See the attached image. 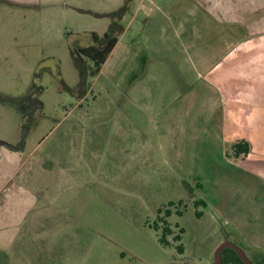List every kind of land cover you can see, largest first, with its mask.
Wrapping results in <instances>:
<instances>
[{
  "label": "rangeland",
  "instance_id": "rangeland-1",
  "mask_svg": "<svg viewBox=\"0 0 264 264\" xmlns=\"http://www.w3.org/2000/svg\"><path fill=\"white\" fill-rule=\"evenodd\" d=\"M119 2L0 0V96L34 92L26 131L0 114V140L27 145L38 164L32 185L47 189L50 209H62L64 264H215L224 239L242 242L245 252L264 239V183L253 187L219 137L218 92L205 80L223 53L217 36L189 32L172 42L160 29L173 11L159 0H133L118 46L93 77L80 70L75 50L112 28L102 11ZM10 107L0 102V111ZM163 218L169 245L154 228Z\"/></svg>",
  "mask_w": 264,
  "mask_h": 264
},
{
  "label": "crops",
  "instance_id": "crops-1",
  "mask_svg": "<svg viewBox=\"0 0 264 264\" xmlns=\"http://www.w3.org/2000/svg\"><path fill=\"white\" fill-rule=\"evenodd\" d=\"M3 1L17 5H34L40 0ZM125 2V0L122 4L119 2L114 10L106 7L102 12L104 14L114 12L115 9L122 8ZM159 2L173 11L172 14L167 12L169 15H162L164 20L160 29L162 37L166 36L173 42L175 37H185L189 32L192 33V37L217 36L216 44L222 48L223 53L218 62L210 64L205 70V80L218 92L214 116L219 120L221 131L219 137L222 138L225 148L236 141H249L251 152L247 157L238 160L241 161L243 168L249 171V177L253 176V187L258 183L257 180L263 184L264 0H159ZM84 10L86 13H93L89 8H83L82 11ZM149 20L148 18L146 21ZM183 21L186 26L181 30L178 23H184ZM165 22L170 23L171 27L165 26ZM171 23H174V26ZM208 23L213 24L216 29H210L211 25H207ZM118 44L119 41L116 47ZM216 46L212 45V48ZM199 47V43L191 45L194 55L201 54ZM205 60L202 58L201 62ZM10 108L4 112L0 111V114H5L3 116L8 121L7 126L11 125L15 130L20 127L21 130L22 115L19 114L20 122L14 121L17 111ZM2 142L4 144H0V264L19 262L32 264L35 257L40 260L45 258L41 264H64L65 241L60 239L64 228L61 227L62 209H50L46 198L47 189L32 185L38 174L35 170L38 164L32 162L33 154L28 153L27 145L19 148L16 144ZM40 166H43L42 163ZM253 191L255 192L254 189ZM221 242H225V239ZM232 242L242 247V242L238 240ZM255 244L248 248L244 246V250L252 262L258 263L264 258V239L258 240Z\"/></svg>",
  "mask_w": 264,
  "mask_h": 264
},
{
  "label": "trees",
  "instance_id": "trees-1",
  "mask_svg": "<svg viewBox=\"0 0 264 264\" xmlns=\"http://www.w3.org/2000/svg\"><path fill=\"white\" fill-rule=\"evenodd\" d=\"M132 1L133 0H127L125 5L119 11L112 12V13L105 15L106 18H109L111 20V22H113V25H112L111 29H108L105 32L103 37H99L98 35L93 33L95 45L84 47V48H79V49L75 50V55H77V57L80 59L82 64L83 63L86 64L85 59H87L88 61H90L92 63V67L86 68L85 64H84V67L81 68L80 70H83L85 73L88 71L89 74L93 77L98 76L100 74L104 64L107 62L109 56L111 55V53L113 52V50L115 49V47L119 41L118 37L120 36V33L122 34V32H124V29L122 26L119 25V22L121 21L123 16L130 10L131 5H132ZM114 26H116V27L113 29ZM86 78H84L81 81H83V83H84ZM83 83H81V84H83ZM33 96H34L33 90H31L29 92V94H27L26 96L19 98V99L7 98V97H1L0 96V102L1 103L9 105L21 113L22 118H23V131L24 132L27 129L26 121H27L28 117L30 116V113H29V111H31L30 103H31V100H33ZM38 102H40V101H38ZM0 144H4V143L2 141H0ZM20 147H22V146L20 145L19 148ZM229 147L231 150V156L234 159L247 157L249 155V153L251 152V144L247 140L236 141V142L230 144ZM189 190H191V189H189ZM180 205H183L182 201H180ZM196 205L197 206L205 205V202L199 201V202H196ZM170 206H174V203L171 202ZM159 213L160 214L162 213V209L159 210ZM181 213L182 212H179L178 214H181ZM196 215L198 217H202L201 212H197ZM170 216H171V210L168 209L165 212V218H168ZM165 218L160 220V222H163V224H164L163 226L159 227V224H156L154 228L157 231L162 229V236L160 238V242L163 245H169L167 238H168V236H170L172 234V230H171L170 225L168 224V222L166 221ZM180 232L183 233V229H181ZM176 240L180 241L181 236L178 235L176 237ZM177 248H178V251L180 253H184L183 245H179ZM222 258H223V264H245L242 261V259L239 257V255L232 249H225L223 251ZM254 264H264V258L260 262L254 263Z\"/></svg>",
  "mask_w": 264,
  "mask_h": 264
},
{
  "label": "water",
  "instance_id": "water-1",
  "mask_svg": "<svg viewBox=\"0 0 264 264\" xmlns=\"http://www.w3.org/2000/svg\"><path fill=\"white\" fill-rule=\"evenodd\" d=\"M225 249H232L234 250L239 257L242 259V261L245 264H254L246 255V253L243 251V249H241L239 246H237L235 243L230 242V241H225L224 243H222L218 249L216 250L215 253V264H223V251Z\"/></svg>",
  "mask_w": 264,
  "mask_h": 264
}]
</instances>
